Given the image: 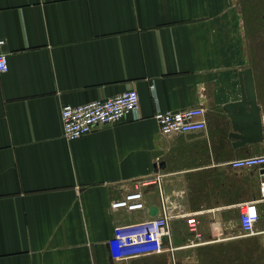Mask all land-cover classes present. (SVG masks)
Returning <instances> with one entry per match:
<instances>
[{
	"label": "crops",
	"instance_id": "crops-1",
	"mask_svg": "<svg viewBox=\"0 0 264 264\" xmlns=\"http://www.w3.org/2000/svg\"><path fill=\"white\" fill-rule=\"evenodd\" d=\"M220 6L0 0L8 60L0 76V264H119L115 231L164 208L163 249L128 254L127 264H264L262 170L230 164L264 154V139L234 147L229 137L223 105L240 97L238 70L247 66L225 35ZM127 89L139 95L137 111L81 137L63 136L64 103ZM198 105L205 129L160 133L157 109ZM136 186L141 209L111 208ZM248 201L258 219L244 233L239 207Z\"/></svg>",
	"mask_w": 264,
	"mask_h": 264
},
{
	"label": "built area",
	"instance_id": "built-area-1",
	"mask_svg": "<svg viewBox=\"0 0 264 264\" xmlns=\"http://www.w3.org/2000/svg\"><path fill=\"white\" fill-rule=\"evenodd\" d=\"M3 43L4 39L0 38V46ZM7 69V54L0 50V76ZM138 107L139 95L135 89H127L113 96L97 98L79 104L64 103L60 109L63 136L67 139L81 137L98 126L119 122L129 113L137 111ZM204 115L205 108L198 105L176 110L157 109L153 118L160 133L170 135L205 129L206 119ZM230 164L233 167H257L262 170L259 180V194L260 198L264 199V154L235 158L230 161ZM152 181L159 183V176L156 175ZM139 182L145 184L143 181ZM142 207V193L137 186L122 197L111 201L112 209L135 210ZM169 219L170 215L164 208L160 214L139 224L127 228H118L114 238L118 241L117 258L119 264H127L128 254L133 253H125V250L144 246L137 244L154 242L155 246L152 249H163L162 239L169 234ZM257 219L258 211L255 201L244 202L240 205L239 223L244 233L253 232ZM187 222L194 231L196 227L195 217H187Z\"/></svg>",
	"mask_w": 264,
	"mask_h": 264
},
{
	"label": "rangeland",
	"instance_id": "rangeland-1",
	"mask_svg": "<svg viewBox=\"0 0 264 264\" xmlns=\"http://www.w3.org/2000/svg\"><path fill=\"white\" fill-rule=\"evenodd\" d=\"M221 24L234 37L239 65L253 69L264 120V0H221Z\"/></svg>",
	"mask_w": 264,
	"mask_h": 264
},
{
	"label": "water",
	"instance_id": "water-1",
	"mask_svg": "<svg viewBox=\"0 0 264 264\" xmlns=\"http://www.w3.org/2000/svg\"><path fill=\"white\" fill-rule=\"evenodd\" d=\"M240 97L228 101L223 109L230 119L229 137L234 147L261 142L264 127L257 101L253 70L247 66L238 70Z\"/></svg>",
	"mask_w": 264,
	"mask_h": 264
},
{
	"label": "trees",
	"instance_id": "trees-1",
	"mask_svg": "<svg viewBox=\"0 0 264 264\" xmlns=\"http://www.w3.org/2000/svg\"><path fill=\"white\" fill-rule=\"evenodd\" d=\"M112 242L117 244L118 241L116 239H114ZM154 246H155V243L152 242V243H148V244L141 246V247H138V248H131V249L125 250L124 252L125 253L139 252V251L152 249ZM117 253H118L117 251H114V255H116Z\"/></svg>",
	"mask_w": 264,
	"mask_h": 264
},
{
	"label": "clouds",
	"instance_id": "clouds-1",
	"mask_svg": "<svg viewBox=\"0 0 264 264\" xmlns=\"http://www.w3.org/2000/svg\"><path fill=\"white\" fill-rule=\"evenodd\" d=\"M137 245H146V243H142V244H137Z\"/></svg>",
	"mask_w": 264,
	"mask_h": 264
}]
</instances>
